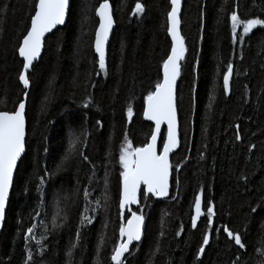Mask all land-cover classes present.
<instances>
[{"label": "trees", "instance_id": "16d2710c", "mask_svg": "<svg viewBox=\"0 0 264 264\" xmlns=\"http://www.w3.org/2000/svg\"><path fill=\"white\" fill-rule=\"evenodd\" d=\"M36 2L0 0V111H14L23 99L18 48ZM102 2L70 0L65 25L45 39L28 73L25 153L0 234V264H25L29 252V264H112L120 242V150L125 142L143 147L152 135L143 111L170 52V3L108 0L115 26L101 72L93 40ZM137 2L144 8L138 15ZM233 11L241 20L264 19V0L183 2L185 53L177 81L179 143L170 161L171 191L164 200L142 193L139 206L127 210L124 221L136 213L144 224L125 264H264V28L234 42ZM229 63L233 75L225 94ZM163 140L164 130L158 152ZM85 188L89 207L100 199L95 214L85 212ZM196 195L203 214L193 228ZM82 212L95 215L91 224L81 225ZM225 227L241 235L244 248L228 238ZM205 233L209 244L197 259Z\"/></svg>", "mask_w": 264, "mask_h": 264}, {"label": "snow or ice", "instance_id": "6c2138e0", "mask_svg": "<svg viewBox=\"0 0 264 264\" xmlns=\"http://www.w3.org/2000/svg\"><path fill=\"white\" fill-rule=\"evenodd\" d=\"M181 0H171V11L167 13L168 34L172 38L171 53L163 61V79L155 84V91L149 92L145 98L146 107L144 116L148 120L155 121L156 131L151 135V141L143 147L133 148L129 142H125L120 150L119 162L123 169L120 173L122 181V192L120 197V208L123 211L126 205L137 203V191L140 185H144L145 194L151 193L153 196L164 197L169 194V173L172 165L169 161V153L178 146L177 135V110L175 105V86L180 75V64L184 58L185 45L184 38L179 31V11ZM70 9V0H38L35 5V13L31 16V26L27 34L23 37L19 45V55L23 57V69L19 74V81L25 89L29 87V79L26 75L27 70L41 53L42 40L45 33L51 32L57 25H63L66 15ZM96 15L99 17V27L95 31L94 49L98 56V65L101 72L106 71L105 63V45L108 40L109 32L113 26V18L110 11L108 0L96 8ZM144 11L143 5L136 3L134 14L138 15ZM233 41L242 42L248 34L252 33L258 26L264 28V19L254 18L241 20L237 13H231ZM237 27H242L243 32L237 34ZM233 72L231 63L227 66V71L223 74V91L227 94L230 90V78ZM27 96V93H25ZM87 107V105H85ZM25 108L26 103L21 99L16 109L12 112L0 111V222L4 220L5 208L9 199L10 189L13 183V173L17 167V161L25 150ZM128 117L131 118L133 110L127 109ZM162 122L167 123V139L163 142V150L157 151V132L160 130ZM99 123V122H97ZM236 139L240 136L237 134ZM75 140L70 141V147L61 162L57 164L59 169L68 155L72 151ZM254 147V146H253ZM82 155V154H81ZM203 158V157H202ZM84 159H87L84 157ZM43 183V179L41 181ZM107 185V180L105 181ZM91 193L85 188L84 199L86 202L85 212L91 211L97 213L100 208V199L97 198L94 206L88 200ZM106 198V197H105ZM195 215L191 217L192 227L197 226V219L202 215L201 196L195 197ZM256 212V208L252 209ZM207 223L212 224L214 215L211 204L207 207ZM95 215L87 216L81 213V225L91 224ZM55 223V221H54ZM144 216L132 213L127 223H122L119 229L120 242L113 248L111 254L112 264H125V254L130 253L129 246L134 241L139 242L142 235V226ZM28 233L33 232V228L27 229ZM229 239L234 241L235 245L244 248L242 237L238 232H233L227 227L224 228ZM179 235V233H177ZM27 239V238H26ZM100 243L103 242L101 235ZM79 240V230L77 231V241ZM40 244V241H37ZM209 244V235L205 233L202 238V244L198 249L199 255L205 252V246ZM72 247H76L73 244ZM99 247V245H98ZM32 260V253H28V259L25 264Z\"/></svg>", "mask_w": 264, "mask_h": 264}, {"label": "water", "instance_id": "95a60500", "mask_svg": "<svg viewBox=\"0 0 264 264\" xmlns=\"http://www.w3.org/2000/svg\"><path fill=\"white\" fill-rule=\"evenodd\" d=\"M37 2H38V0H37ZM37 2H36V3H37ZM183 2H184V0H181L180 11H179V14H178V15H179V20H180V24H179L180 35H181V13H182V9H183ZM169 3H170V11H171V0H169ZM109 5H110V3H109ZM110 11H111V15H112V18H113V9H112L111 5H110ZM68 12H69V11H68ZM34 13H35V11H34ZM33 15H34V14H33ZM67 17H68V13H67V15H66V20H67ZM95 17H96V19H97V21H98V25H97V28H98V27H99V17L96 15V11H95ZM66 20H65V23H66ZM65 23H64L63 25H57V26H56L51 32L45 33V35H44V37H43V40H42V48H41L40 56H39L36 60L33 61L32 65H31L30 68L27 70V72H26L27 77H28V73L31 71L33 65H34L35 63L39 62V60H40V58H41V56H42V53H43V50H44V42H45V39H46L48 36H50L51 34H53L57 29L62 28V27L65 25ZM30 26H31V20H30L29 28H30ZM114 26H115V24H114V19H113V26H112V29H111L110 32H109L108 40H107L106 45H105V63H106V61H107V50H108V46H109V43H110V40H111L112 32H113V30H114ZM29 28H28V29H29ZM97 28H96V29H97ZM26 34H27V33H26ZM26 34H25V35H26ZM168 36H169V39H170V42H171V47H172V38H171V36H170L169 34H168ZM22 40H23V39H22ZM94 41H95V35H94V40H93V48H94ZM21 43H22V41H21ZM21 43H20V44H21ZM94 52H95V49H94ZM170 53H171V48H170V52H169V54H170ZM95 55H96V57L98 58V56H97L96 53H95ZM18 57H19V59L22 61V70H21V71H24V69H23V57H21V56L19 55V51H18ZM179 64H180V61H179ZM232 75H233V72H232ZM162 79H163V67H162ZM161 81H162V80H161ZM177 81H178V78H177ZM177 81H176V86H175V105H176ZM231 81H232V76H231V78H230V86H231ZM19 82H20V81H19ZM20 85H21L22 88L25 90L24 95H23V99L25 100V103H27L28 93H29V90H30V84H29V87H28L27 89H25V88L23 87V85L21 84V82H20ZM222 86H223V79H222ZM154 91H155V90H154ZM25 93H27V96H25ZM145 107H146V103H145ZM145 107H144V109H145ZM25 113H26V108H25ZM143 116H144V111H143ZM144 119H145L149 124L152 125V127H153V132L156 131L155 121L148 120V119L145 118V116H144ZM25 122H26V120H25ZM163 130H164V140H166V139H167V132H168V127H167V123H166V122H162V123H161V125H160V130H159V132H157V142H156V143H157V151H158V143H159V139H160V136H161V133H162ZM153 132H152V133H153ZM177 135H178V117H177ZM25 140H26V123H25ZM164 140H163V142H164ZM150 141H151V137H150V139H149V142H150ZM149 142H148V143H149ZM175 149H176V148H175ZM175 149H174V150H175ZM162 150H163V144H162V147H161L160 151H162ZM174 150H173L172 152L169 153V161H171V157H172V154H173ZM24 153H25V150H24V152L21 154V157L18 159V161H17V166H18L20 160L22 159V157L24 156ZM158 153H159V152H158ZM16 169H17V167L15 168L14 173H13V181H14V177H15ZM168 182H169V194H170V191H171V184H172V174H171V169H170V173H169V181H168ZM12 186H13V183H12ZM11 190H12V187H11V189H10V193H11ZM121 192H122V181H121L120 197H121ZM10 193H9V197H10ZM142 193H143L144 195H146V196H149V195L153 196L151 193L145 194V192H144V185L141 184V185H140V188H139L138 191H137V201H138L137 203L126 205L125 208H124L123 211H122L121 208H120V201H119V211H120V212H119V215H120V223H121V224H122V223H124V224L127 223V221H124L125 216H126V213H127V210H128L129 208H136V207L139 206ZM169 194H168L167 196H164V197H157V196H154V197H155L157 200H164V199H166V198L169 196ZM8 201H9V199H8ZM7 204H8V202H7ZM6 208H7V205H6ZM6 208H5V213H6ZM4 220H5V216H4ZM4 220H3L2 222H0V234H1V231H2V229H3ZM120 226H121V225H120ZM142 235H143V226H142ZM142 235H141V239H142ZM119 239H121V238H120V234H119ZM140 241H141V240H140ZM140 241H139V242H140ZM139 242L134 241L133 244L129 246V248L132 247L133 245L138 244ZM127 254H128V253H126L125 255H127Z\"/></svg>", "mask_w": 264, "mask_h": 264}, {"label": "rangeland", "instance_id": "374dc122", "mask_svg": "<svg viewBox=\"0 0 264 264\" xmlns=\"http://www.w3.org/2000/svg\"><path fill=\"white\" fill-rule=\"evenodd\" d=\"M231 30H232V22H231ZM242 32H243V28L242 27H237V34H240Z\"/></svg>", "mask_w": 264, "mask_h": 264}, {"label": "bare ground", "instance_id": "6f19581e", "mask_svg": "<svg viewBox=\"0 0 264 264\" xmlns=\"http://www.w3.org/2000/svg\"><path fill=\"white\" fill-rule=\"evenodd\" d=\"M37 64V63H36ZM151 196V195H150Z\"/></svg>", "mask_w": 264, "mask_h": 264}]
</instances>
